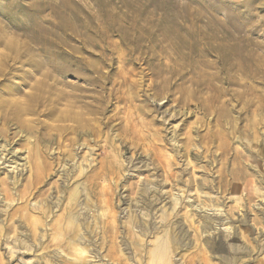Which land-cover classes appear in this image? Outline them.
Here are the masks:
<instances>
[{
  "label": "rangeland",
  "instance_id": "374dc122",
  "mask_svg": "<svg viewBox=\"0 0 264 264\" xmlns=\"http://www.w3.org/2000/svg\"><path fill=\"white\" fill-rule=\"evenodd\" d=\"M231 26L241 29L251 40L249 42L261 53L256 50V54L264 57V0H0V72L10 71L7 80L0 83V91H8V95H4L5 98H14L15 96L27 99L26 94L29 88L34 85L39 86L42 90L51 89L68 99L74 105L73 110L82 111L86 117V75H88L86 64L96 68L101 67L104 68L101 74L112 72L111 79L106 85L107 88L111 87V82L117 73L121 77L133 80L137 85L136 90L139 91V97L125 110L122 109V102L116 104L114 99L110 100L105 115L108 117L120 110V116L134 117L137 115L135 110L140 106H145L146 109L153 112L152 116L155 118L157 116V121L163 117L168 119L173 114L172 121L175 122L173 121L166 129H163L162 133L168 145L177 147L180 135L184 132L183 126L192 124L199 119L205 122L201 123L202 125L206 123L213 125L212 116L205 119L202 116H190L187 109L173 102L175 99L191 98L194 102L202 103L207 99L206 94L190 93L189 90L192 89L190 82L195 84V81H199L197 66L202 60L198 56L197 49L202 43L205 45V43L212 42L215 43L214 45H223L222 47L228 45L227 41L220 39V34L212 38L213 34L209 32L205 38L210 37V39H203L204 41L199 42L200 39L198 40L193 33L199 35L203 29L213 28L221 29L224 33ZM190 34L194 35H191L194 39L190 38ZM185 40L193 41L192 50L181 45L180 42ZM191 51L192 53H190ZM207 59L211 60L210 57L204 60ZM18 60L23 63L22 67L17 64ZM210 66L208 69L209 79H213L221 89L227 88L228 90L235 87L233 89L235 90L239 88L234 80L231 81V85L222 82V78L226 75L224 72H218L219 65L212 64ZM261 88L264 89V85ZM63 103L61 101L60 104ZM60 104L57 105V110L64 109ZM254 108L255 106L251 107L252 110ZM227 109L232 111L229 113L228 123L233 125L238 116L240 105L231 102ZM180 120H183L184 124L179 125L176 131L179 136L173 140L171 132L167 128L178 124ZM252 122L257 124H254V134L249 132L250 136H248L249 134L244 133V127L245 124ZM157 125L156 127H159ZM236 128L240 132L231 138L230 145L238 151L242 165H235L233 168L243 167L247 175L246 179L240 180L242 184L239 187V192L240 189L243 191L246 185V192L242 193L240 204H236L237 197L233 196L230 188L226 193H219L220 191L215 186L213 189L210 186H207L208 188L201 187L205 180L212 182L213 185L216 184L218 169H222L226 180H229L228 174L232 169L233 161L232 153H228L223 160L218 158L219 152L214 155L209 154L206 160L208 166H205L203 157L206 154L202 153V144L196 143L199 154L197 157L188 159L195 169L191 165L185 166L187 163L185 158H182L179 165L187 170L183 181L190 177L196 178L200 185L199 191L196 193L192 188L191 193H187V196L192 198L184 201L187 205L180 207L178 216L169 217L167 215L164 223L159 218L160 209L165 207L166 214H169L173 206L172 201L168 198L169 195H164L159 191L158 195L162 194L160 200L151 199V195L148 198L147 195L148 199L146 198V200L151 202V205L146 210H142L141 205L135 208V204H132L129 212L130 223H127L129 215L127 206L130 200L127 198L128 191L126 190L130 184L137 181V175L136 178H133L134 175L131 176V172H135L137 168L140 169L139 175L143 180L139 184L140 189L143 187L142 185L145 186L148 183L145 182L148 175L154 174V177L160 175V172L153 171L150 165L151 152L142 154L140 150L137 151L136 156L131 160L132 163L127 166L128 169L130 168L129 174L125 173L113 196L118 224L114 240L117 254L119 257L122 256L123 263L147 264L146 253L152 249L154 240L159 235L158 228H162L165 224L176 226L173 228L174 230L179 229L180 225L182 227L180 229L185 234V246H178V249L173 247V264H202L205 262V264H231L233 261L237 264H241V262L258 264L259 260L264 259V157L259 155L260 152H264V104L258 110L257 115L252 112L247 114L245 121L238 119ZM83 140H86V137L80 139L79 143L72 148L74 156L64 159L68 169L75 170L77 164L86 159L88 155L86 149L79 146ZM175 141L176 143H174ZM253 141L255 145L252 144ZM217 144L215 143V145ZM223 149L225 150V147ZM149 150L151 151V149ZM192 150H195L194 147ZM26 153L25 148L21 150L22 158L26 157ZM160 154L168 156L173 153L169 148H165ZM130 157L131 153L128 152L124 155V160L130 159ZM11 168L10 165L8 167L0 166L3 171L0 173V178L4 177V171L11 172ZM72 169L68 172L73 171ZM58 171L63 173L62 168H59ZM27 174L24 172L23 177H20L22 181L19 188L25 183L24 178ZM69 174L71 173L69 172ZM59 175L58 173L54 180L56 178L60 180ZM158 180H161L160 177ZM63 181V179L60 180L61 186H63ZM147 186L154 189L152 184ZM169 189L166 187V192ZM173 191L172 193H175V190ZM55 195L54 193L53 196ZM0 197L2 198V200L0 198V202L3 203L2 192ZM248 197L251 198L250 201H247ZM132 199H134L132 202L135 203L138 196L137 198L133 196ZM190 204L193 205V209L190 208ZM197 204L200 207L215 205L224 212L216 219H212L214 218L213 212H206L203 208L195 210L194 205ZM93 206L92 211L87 212L86 210V223H89L90 226H92V214L97 216L101 211L99 208H95L94 203ZM230 210L233 211V214ZM186 212L188 216L191 215V219H194V226H197L201 219L211 223L210 226L208 224V234H202L200 224L199 235L200 237L206 235L209 242L215 241L214 248L195 246L193 230L184 220ZM143 214L149 216L142 218ZM241 217H245V223L241 222ZM143 220L148 221L146 228L143 227ZM225 224L234 227L236 236L228 237L227 232L223 229ZM98 225L100 226L99 220ZM16 228L18 233H26L31 239L27 226L18 227L17 225ZM261 232L262 234H259ZM241 234L247 235L246 237L252 238L251 240L254 241L255 250L250 252L249 258L245 256L248 250H238L235 245L233 247L236 249H232L230 246L231 238L234 241L235 239L243 240ZM88 235H90V245L92 248L94 247V252L87 255V264H118V260L112 261L104 257L109 246L102 250L100 229L95 233L89 232ZM217 245L222 247L220 251L217 250ZM238 246L244 248L243 244L238 243ZM53 254L31 250L28 253L18 252L9 258L7 252L1 251L0 264L39 262L44 256L47 259L53 257L54 264L67 262L64 260L65 258ZM91 255H94L95 258L91 259L89 257ZM247 259L250 260L247 261Z\"/></svg>",
  "mask_w": 264,
  "mask_h": 264
},
{
  "label": "bare ground",
  "instance_id": "6f19581e",
  "mask_svg": "<svg viewBox=\"0 0 264 264\" xmlns=\"http://www.w3.org/2000/svg\"><path fill=\"white\" fill-rule=\"evenodd\" d=\"M247 17L249 16L247 15ZM209 32L213 34L212 38L220 34V39L227 41L228 45L222 47L223 45L218 46L212 42H204L205 45L202 43L203 46L201 45L202 47L197 49L198 56L202 60L197 66L199 81H195V84L190 82L192 89L189 90L190 93L206 94V101L201 103L194 102L191 98L183 100L180 98L173 100V102L187 109L190 116H202L204 119L212 116L213 125L211 126L210 123L202 125L201 123L205 122L199 119L200 121L196 120L192 124L183 126L184 132L180 135V140H177V147L168 145L162 133L163 129H166L174 121H172L173 114L168 119L163 117L157 121V116L156 118L152 116L153 112L146 109L145 106H140L135 110L137 115L134 117L120 116V110L111 116L105 115L110 100L114 99L116 104L122 102V109L125 110L139 97V91L136 90L137 85L133 80L121 77L117 73L111 82V87L107 88L106 85L111 79L110 74L112 72L108 71L101 74L104 69L101 67L96 68L86 64V73H88L86 75V117L82 111H74V105L68 99L51 89L42 90L39 86L34 85L29 88L26 94L27 99L16 98L15 96L14 98H5L4 95H8V91H0V166L6 165L8 167L10 165V168L12 167L11 172L4 171V177L0 178V194L1 192L3 194V203L0 202L3 204L0 205V252H7L9 258L21 251L26 253L31 250L42 251L43 253L50 252L65 258L64 260L67 262L64 264H87V255L94 252V247L92 248L90 245L88 233H95L100 229L102 250L109 246L104 257L112 261L118 260V264H125L122 262V256L119 257L117 254L114 240V235L118 231V224L115 217L117 212L115 203H113V196L125 173L130 172V168L128 169L127 166L132 163V158L136 156L139 150L142 154L151 152L150 165L152 170L160 172V175L156 177L154 174L148 175L145 178V182L148 183L145 186L142 185L143 187L140 189L139 184L141 181L143 182L139 175L140 169L137 168L135 172H131V176L134 175L133 178H136L137 175V181L130 184L126 190L128 191L127 198L130 200L127 206L129 214L127 223H130L129 212L132 204H135V208L141 205L142 210L150 207L151 202H147V195L148 198L151 195V199L157 200L162 198V194L158 195L159 193L163 192L164 195H169L168 198L172 201L173 206L172 211L166 214L165 207L160 209L159 218L164 223L167 215L169 217L178 216L180 207H184L186 204L184 203L185 199L190 200L192 198L187 196V193H191L192 188H194V192L198 193L200 185L196 178L190 177L183 181L187 170L179 165L182 158H185L187 160L185 166L191 165L195 169L188 159L198 156L196 143L202 144V153L206 154L203 157L205 166H208L206 160L209 154L214 155V153L219 152L218 158L223 160L228 153H232L233 161L232 169L228 174L229 180H226V175L221 171L222 169H218L216 171V184L213 185L212 182L205 180L201 187L210 186L213 189L215 186L220 191L219 193H226L230 188L233 196L237 197L236 204H240L243 197L242 193L246 192V185L243 191L240 189L239 192V187L242 184L240 180L246 179L247 175L243 167L233 168L235 165H242V163L238 151L231 147L230 140L240 132L236 128V121L238 119L245 121L247 114L252 112L257 115L258 110L264 104V89L261 88L264 85V57L260 55L257 47L249 42L251 40L237 26H231L224 33L221 29L213 28L203 29L200 34L198 33L199 35L193 34L201 42L203 39H210V37L205 38ZM193 34L189 35L190 38L194 36ZM180 43L189 50L193 49V41L185 40ZM179 49L181 48L179 47ZM256 50L260 54H256ZM207 57H210L211 60H204ZM17 64L20 67L23 66L19 60ZM212 64L219 65L218 72L225 73L226 76L222 78L223 83L231 85V81L234 80L239 88L235 90H233L235 87L228 90L227 88L221 89L213 79H209L208 69ZM9 74L10 71L0 72V83L7 80ZM258 86L260 87L258 88ZM61 101L64 103L60 104ZM231 102L240 105L238 116H235L236 120L234 119L233 125L228 123V116L232 111L227 109V106ZM59 104L64 107L63 110H57ZM253 106L255 108L252 110L251 107ZM148 118L150 119L147 120ZM181 123L183 120H180L173 127L167 128L171 132V139L175 140L179 136L176 131ZM157 124L159 127H156ZM254 124L257 123L245 124L244 133L249 134L248 136L250 133L253 135ZM201 132L203 134H200ZM83 137H86V140H83L79 146L86 149L88 155L84 162L77 164L75 170L71 168L73 171H69L71 173L69 174L68 170L71 169L67 168L64 159L74 156L72 148ZM253 138L255 141L254 136ZM254 141L252 144L255 145ZM215 143L218 144L215 145ZM193 147L194 151L192 150ZM24 148L27 153L26 157L22 158L20 152ZM165 148H169L173 154L161 155L160 153ZM128 152L131 153V157L124 160V155ZM259 155L264 157V152H260ZM56 168L58 169L56 170ZM59 168H62L63 173L58 171ZM2 172L0 169V173ZM24 172L28 174L24 178L25 183L19 188L22 181L20 177H23ZM209 172H211L210 169ZM58 173L60 174L59 177L64 180L63 186L60 184L61 179L57 180L56 178L54 180ZM158 177L161 180H158ZM149 178L153 180L148 181ZM150 184L154 189L147 186ZM166 187L170 188L167 192ZM173 190L175 193H172ZM54 193L55 196H53ZM133 196L136 198L138 196L135 203L132 202ZM250 200L251 198L248 197L247 201ZM93 203L95 208L97 207L101 211L97 216L92 214V226H90L89 223H86V210L87 212L92 211ZM194 206L195 210L203 208L206 212L212 211L214 214L212 219H216L224 212L215 205L200 207L197 204ZM190 208L193 209L192 204H190ZM230 211L233 214V211ZM142 216V218H146L149 215L143 214ZM190 216L186 212L184 220L193 230L195 246L201 247L202 245L214 248L215 241L209 242L206 235L204 237L199 235V225L201 224L202 234H208V224L210 226L211 223L201 219L198 221V225L194 226V219H191ZM245 221V217H241V222L245 223ZM142 224L146 228L148 221L143 220ZM17 225L18 227L27 226L31 239L26 233H18ZM174 227L176 226L172 227L165 224L162 228H158L159 235L157 234L158 237L154 240L152 249L146 253L147 264H173V247L178 249V246H185V234L180 229L182 227L179 225L177 230H174ZM223 229L227 232L228 237L237 234L232 225L225 224ZM255 230L257 231V228ZM246 236L241 234L243 240L235 239L234 241L231 238L229 243L232 249H236L233 247L235 245L238 250H248L245 256L249 258V254L255 250V246L252 238ZM238 243L243 244L244 248L238 246ZM90 247L92 248L91 251ZM221 249L222 247L217 245V250L220 251ZM89 257L95 258L94 255ZM45 258L44 256L39 262L27 264H54L53 257ZM231 264L237 263L233 261ZM241 264L244 263L241 262ZM258 264H264V259L259 260Z\"/></svg>",
  "mask_w": 264,
  "mask_h": 264
}]
</instances>
